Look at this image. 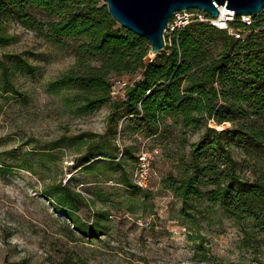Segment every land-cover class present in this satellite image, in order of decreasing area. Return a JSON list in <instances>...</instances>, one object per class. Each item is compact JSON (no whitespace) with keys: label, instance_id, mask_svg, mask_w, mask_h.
<instances>
[{"label":"rangeland","instance_id":"rangeland-1","mask_svg":"<svg viewBox=\"0 0 264 264\" xmlns=\"http://www.w3.org/2000/svg\"><path fill=\"white\" fill-rule=\"evenodd\" d=\"M74 64L71 43L56 47L0 18V264H264V220L231 218L204 197L184 204L169 189L201 132L166 119L150 137L121 115L112 123L113 102L124 99L116 82L132 84L140 72L110 76L109 103L79 109L75 91L48 89ZM68 214L95 225L96 238L79 234Z\"/></svg>","mask_w":264,"mask_h":264},{"label":"trees","instance_id":"trees-1","mask_svg":"<svg viewBox=\"0 0 264 264\" xmlns=\"http://www.w3.org/2000/svg\"><path fill=\"white\" fill-rule=\"evenodd\" d=\"M33 9L50 21H37ZM1 17L18 20L56 47L73 45L74 66L48 89L75 91L83 111L109 103L110 76L140 72V79L124 89V99L113 102L110 121L126 118L128 127L150 137L166 119L201 132L180 177L168 180L174 197L184 204L204 197L231 218L264 220V10L248 26L239 18L230 23L247 32L243 39L194 22L165 35L164 49L152 59L149 43L115 23L102 0H0ZM210 124L231 128L216 130ZM234 151L243 154L241 162ZM93 163L87 161L83 169L89 171ZM244 168L249 176L241 173ZM202 187L210 189L202 194ZM62 197L55 198L59 206L66 205ZM68 216L79 234L96 238L95 225L85 227Z\"/></svg>","mask_w":264,"mask_h":264},{"label":"water","instance_id":"water-1","mask_svg":"<svg viewBox=\"0 0 264 264\" xmlns=\"http://www.w3.org/2000/svg\"><path fill=\"white\" fill-rule=\"evenodd\" d=\"M113 21L145 39L149 55L159 54L165 47L164 35L176 12L200 10L212 19L219 16V7L235 17H255L264 10V0H102Z\"/></svg>","mask_w":264,"mask_h":264},{"label":"built area","instance_id":"built-area-1","mask_svg":"<svg viewBox=\"0 0 264 264\" xmlns=\"http://www.w3.org/2000/svg\"><path fill=\"white\" fill-rule=\"evenodd\" d=\"M220 8L225 9V7H219V16L216 19H212L203 11L196 9L176 12L168 24L165 35L171 36L173 33L180 31L182 28H184L190 23L201 22L208 23L217 29L225 30L229 35L233 36L237 40L243 39L244 33L242 31L232 29L230 27V23L234 22L236 18H239L241 23H244L246 26H248L252 23V18L250 16L235 17L233 15V12L227 11L226 9L225 10L227 14H225L222 18ZM116 85H118L119 89L123 90L124 92V89L129 84L126 81H117ZM115 93L116 92L114 91L113 87L111 95L113 96L115 95Z\"/></svg>","mask_w":264,"mask_h":264},{"label":"bare ground","instance_id":"bare-ground-1","mask_svg":"<svg viewBox=\"0 0 264 264\" xmlns=\"http://www.w3.org/2000/svg\"><path fill=\"white\" fill-rule=\"evenodd\" d=\"M220 12H221V17L223 18V16L225 14H227L226 10L224 8H220ZM221 128V127H220Z\"/></svg>","mask_w":264,"mask_h":264}]
</instances>
